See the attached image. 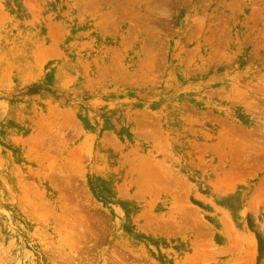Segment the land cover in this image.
Here are the masks:
<instances>
[{"label": "rangeland", "instance_id": "1", "mask_svg": "<svg viewBox=\"0 0 264 264\" xmlns=\"http://www.w3.org/2000/svg\"><path fill=\"white\" fill-rule=\"evenodd\" d=\"M0 264H264V0H0Z\"/></svg>", "mask_w": 264, "mask_h": 264}]
</instances>
